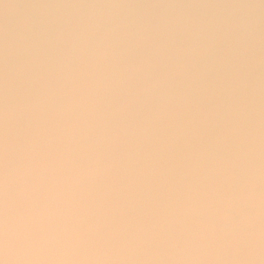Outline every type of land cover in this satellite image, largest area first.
Listing matches in <instances>:
<instances>
[{"label":"clouds","instance_id":"clouds-1","mask_svg":"<svg viewBox=\"0 0 264 264\" xmlns=\"http://www.w3.org/2000/svg\"><path fill=\"white\" fill-rule=\"evenodd\" d=\"M0 264H264V0H0Z\"/></svg>","mask_w":264,"mask_h":264}]
</instances>
